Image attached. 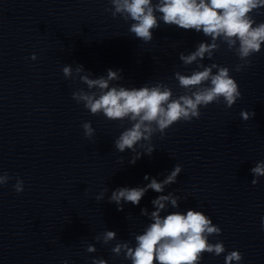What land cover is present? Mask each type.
<instances>
[{
    "label": "water",
    "instance_id": "95a60500",
    "mask_svg": "<svg viewBox=\"0 0 264 264\" xmlns=\"http://www.w3.org/2000/svg\"><path fill=\"white\" fill-rule=\"evenodd\" d=\"M108 7L109 0H0V173L24 181L21 193L15 179L0 186V264H91L93 258L131 264L111 252L116 241L102 245L94 237L108 229L134 246L132 234L151 222L141 209L153 211L160 194L149 190L139 206L127 203L123 211L108 197L119 187L144 186L146 174L162 180L175 164L182 171L164 194L180 197L179 211H203L222 229L209 240L222 241L226 252L205 253L202 264H224L232 250L243 254L241 264H264V177L253 186L250 172L264 160V46L241 72L225 45L202 61L229 67L242 98L230 109L222 101L202 107L199 119L174 124L163 138L155 134L156 150L132 165L133 153L114 148L128 122L121 127L77 104L71 93L86 85L65 79L62 68L80 64L93 78L122 69L123 79L114 83L131 88L162 81L179 94L174 72L196 67H184L179 54L208 38L161 22L145 44ZM256 19L264 21V14ZM242 110L254 111V118L243 121ZM88 121L91 139L81 127ZM87 244L97 251L87 253Z\"/></svg>",
    "mask_w": 264,
    "mask_h": 264
},
{
    "label": "clouds",
    "instance_id": "9594fccd",
    "mask_svg": "<svg viewBox=\"0 0 264 264\" xmlns=\"http://www.w3.org/2000/svg\"><path fill=\"white\" fill-rule=\"evenodd\" d=\"M111 7L105 8L113 19L120 17L129 23L128 32L145 44L151 43L153 33L160 28L161 22L166 26H175L185 31H194L208 38L200 41L195 50L179 54L184 67L195 64L190 74L179 70L174 72L176 87L183 91L174 93L172 86L162 81L144 83L140 87H125L118 83L123 79L122 69H107L106 75L93 78L83 65H65L62 73L65 79L79 81L86 85L71 93V98L93 116L103 115L110 121H119L124 128L114 140V148L120 152L130 151L134 155L129 163L134 165L143 155L151 156L156 150L152 137L159 134L163 138L167 130L181 121L190 122L199 119L200 109L221 101L226 108L242 98L239 84L232 77L231 70L212 62L205 65V59L213 60L214 54L226 46L233 52L240 63L234 70L241 72L251 66V57L260 53L264 46V21L256 17L264 14V0H109ZM37 59L36 55L31 56ZM215 70V71H214ZM241 119L254 118L255 112L242 110ZM84 136L91 139L95 133L90 121L81 125ZM137 146L143 149L137 151ZM182 166L175 164L162 180L145 175L148 181L144 186L119 187L111 192L109 203H114L118 211H123L127 203L139 206L145 194L152 190L160 195L151 201L153 211L141 209V215L147 217L148 223L142 233H133L132 241L117 240V233L105 229L94 239L102 245H109L111 252L119 257L123 255L131 264H202L205 253L220 256L226 252L222 241L210 242L209 237L219 236L222 229L213 223L203 211L189 208L179 211L180 197L173 192L165 193L166 186L177 183ZM253 186L264 177V160L257 161L250 169ZM15 179L13 185L17 193L24 191V181L19 176L0 173V186ZM108 190H101L95 197L103 200ZM87 192V190H86ZM169 205L175 211H168ZM162 213H166L162 215ZM264 228V216L261 217ZM87 253L97 251L93 244L86 245ZM243 254L239 250L227 251L224 264H241ZM63 264H68L67 260ZM91 264H108L104 258H93Z\"/></svg>",
    "mask_w": 264,
    "mask_h": 264
}]
</instances>
